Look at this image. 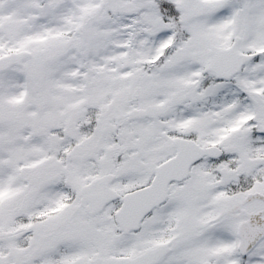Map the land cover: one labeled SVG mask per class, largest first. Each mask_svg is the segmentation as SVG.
Here are the masks:
<instances>
[{"label":"snow or ice","instance_id":"6c2138e0","mask_svg":"<svg viewBox=\"0 0 264 264\" xmlns=\"http://www.w3.org/2000/svg\"><path fill=\"white\" fill-rule=\"evenodd\" d=\"M0 264H264V0H0Z\"/></svg>","mask_w":264,"mask_h":264}]
</instances>
